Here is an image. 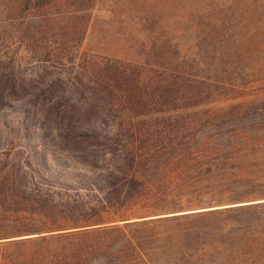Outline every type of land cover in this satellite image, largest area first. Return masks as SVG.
Masks as SVG:
<instances>
[{
  "label": "trees",
  "instance_id": "16d2710c",
  "mask_svg": "<svg viewBox=\"0 0 264 264\" xmlns=\"http://www.w3.org/2000/svg\"><path fill=\"white\" fill-rule=\"evenodd\" d=\"M248 3L152 29L148 0H0V264H264V100L222 98L264 74ZM100 4L139 60L81 51Z\"/></svg>",
  "mask_w": 264,
  "mask_h": 264
},
{
  "label": "rangeland",
  "instance_id": "374dc122",
  "mask_svg": "<svg viewBox=\"0 0 264 264\" xmlns=\"http://www.w3.org/2000/svg\"><path fill=\"white\" fill-rule=\"evenodd\" d=\"M250 0H148L150 6L145 7L144 13H152L155 15V23L149 24L152 29L162 26L164 28L180 26L185 27V16L190 11L202 12L206 11L210 6L216 5L223 18L230 19V25H234L236 19L233 16L239 12V7H246ZM123 9V8H121ZM109 9L107 6L100 4L92 12L89 20V26L85 32L81 43V51L89 54H97L104 56H114L122 60H139L140 54L134 50L126 51V45L115 28L119 24L120 17H126V14H117V10ZM123 11H125L123 9ZM143 11V10H142ZM129 13V12H128ZM243 14V13H242ZM202 23L201 20L198 21ZM122 29L134 26L131 20L121 21ZM195 27V24H194ZM193 29V28H192ZM191 30V29H189ZM191 35L182 37L181 43L184 47H188L191 40ZM18 57L25 63L23 69L26 73H30L37 69L36 64L18 49ZM151 59V58H150ZM261 64L258 67L262 69ZM257 66V65H256ZM259 76L251 77V80L244 86H238L235 89L226 92L227 94L222 98H227L229 102H260L264 100V74L258 73ZM257 78V79H255ZM254 79V80H252ZM254 121L257 120L255 114L252 115ZM257 173L261 175L262 184H264V165L257 168Z\"/></svg>",
  "mask_w": 264,
  "mask_h": 264
}]
</instances>
